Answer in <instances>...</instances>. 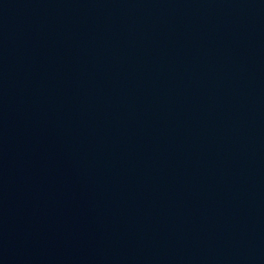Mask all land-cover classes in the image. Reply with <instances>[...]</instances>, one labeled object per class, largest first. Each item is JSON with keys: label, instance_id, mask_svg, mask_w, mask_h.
<instances>
[{"label": "water", "instance_id": "obj_1", "mask_svg": "<svg viewBox=\"0 0 264 264\" xmlns=\"http://www.w3.org/2000/svg\"><path fill=\"white\" fill-rule=\"evenodd\" d=\"M0 264H264V0H0Z\"/></svg>", "mask_w": 264, "mask_h": 264}]
</instances>
